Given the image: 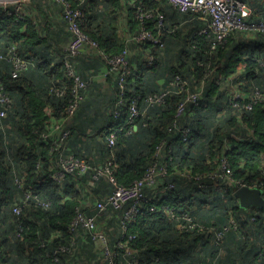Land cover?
<instances>
[{"label": "trees", "instance_id": "obj_1", "mask_svg": "<svg viewBox=\"0 0 264 264\" xmlns=\"http://www.w3.org/2000/svg\"><path fill=\"white\" fill-rule=\"evenodd\" d=\"M66 1L81 12L82 30L108 56L119 54L125 47L124 39L119 36L121 26L127 25L133 32L137 29L138 21L130 2L137 1L145 9L165 14L161 36L164 50L142 47L141 55L152 53L156 60L152 65L139 61L127 78V98L141 99L139 109L144 116L134 120L129 133L128 110L117 122L112 116L115 77L106 79L111 83L113 95L109 99L95 97L96 92L91 95L96 85L90 80L84 101L69 127L68 147L78 158L97 168L113 158L116 183L129 186L142 179L151 165L161 161L162 151L156 156L161 143L166 145L164 155L168 146H172L168 175L157 190L174 182L175 187L165 200L174 205L180 215L188 214L206 227L204 231L180 232L164 215L143 211L122 231L119 220L123 212L107 211L101 216L100 224L108 234L113 264L134 261H137L134 264H212L213 260L217 264H264V209H255L257 217L252 221V209H243L230 191L216 192L208 186L192 194L196 187L187 177L215 169L216 160L230 145L227 157L235 178L253 182L261 177L264 168L261 158L264 155V32L254 28L234 30L224 42L217 43L213 34L199 33L205 23L197 15L180 14L165 0ZM245 2L252 8L248 23L255 24L263 14L261 6L258 0ZM167 15L173 23L180 16L194 17L200 23L189 33L181 34L167 27ZM152 24L150 27L155 30ZM44 43L47 39L40 36L31 17L17 21L0 10V53L14 45L18 55L29 62L28 68L13 79L11 63L0 61V81L12 100L8 116L3 120L5 129L0 130V264H97L99 255L89 236L80 231L72 245L68 226L78 207L88 216L94 214L95 200L110 194L113 185L104 178L92 180L91 173L81 178L68 176L61 184L49 178L54 170L55 154L50 152L42 134L65 112L70 82L66 78L63 57L58 59L48 52L36 54ZM82 56L77 58L84 62ZM94 58L105 71L102 59ZM75 66L84 78L79 65ZM176 75L188 81L190 89L204 86L201 105L178 124L180 129L191 126L186 137L173 128L181 94L173 92L162 106L150 107L144 102L148 95L166 88ZM231 79L237 84L229 82ZM239 82H242L239 87L242 92L249 94L257 89L263 97L251 112L242 116H237L227 104L228 88ZM62 87L66 88V95L56 96L55 91ZM112 103L110 109L107 105ZM240 128L244 132L246 128L252 129L254 135L240 140L237 137ZM114 129V145L109 148L107 138ZM12 169L23 179V189L14 184ZM24 189L48 203V208L43 209L31 198L21 215H15L13 204ZM88 198L93 202L90 206L86 204ZM232 220L238 222L237 228L226 232L221 241L208 228L215 226L221 230ZM129 237L133 239L128 241ZM79 241L82 249L88 244L86 252H95L94 258H84L85 251L81 248L79 254L69 256ZM62 246L67 250L59 251ZM55 251H58L57 260L53 257Z\"/></svg>", "mask_w": 264, "mask_h": 264}, {"label": "built area", "instance_id": "obj_2", "mask_svg": "<svg viewBox=\"0 0 264 264\" xmlns=\"http://www.w3.org/2000/svg\"><path fill=\"white\" fill-rule=\"evenodd\" d=\"M63 7V20L66 23L67 31L70 34V40L62 52L63 67L65 70L67 81L70 82L68 87L69 100L65 112L61 117L51 122L50 127L42 134L43 140L49 144L50 152L55 154L54 170L49 174V178L57 184H61L68 176L77 178L84 177L87 173L92 174V180L104 178L113 185V191L104 196L100 200H95L93 208L95 213L88 216L81 208L75 209V216L68 226V232L71 235V244L74 245L78 234L82 231L88 235L94 243L96 254L100 255L107 264H113V255L109 248L108 234L101 229L100 218L107 211H122L123 216L119 220V225L122 231H125L127 225L133 222L137 215L143 211L150 213H160L172 221L178 231H204L206 227L203 224L196 223L188 214L180 215L165 198L174 187V182H168L163 188L157 190V186L168 175L169 162L172 161L171 148L168 146L167 153L164 155L166 145L161 143L157 147L156 156H160L162 151V159L159 163L151 165L143 178L132 183L129 186H122L115 181L114 168L116 167L113 158H108L102 168L91 166L90 163L78 158L71 152L68 147V139L70 137V124L79 107L84 101L86 91L89 89L90 80L84 79L76 70L74 61L77 57L84 55L87 51L93 57H99L105 64V71L102 78L115 77L116 93L115 102L112 108V116L114 120L119 121L124 111L128 110L130 119L126 123L129 128V133L134 127V120L144 116V113L139 109V97L131 99L127 98L128 89H126L127 78L131 71L130 58L131 53L128 47L133 44L139 47L151 46L160 51L164 50V42L161 39L162 29L165 24V14L160 10L145 9L137 1L130 2L131 7L135 11L138 26L136 31L126 38V46L123 50L113 56L105 54L98 46V43L89 37L80 26L81 12L73 9L66 0H52ZM173 9L180 14H195L200 20L204 21L203 28L199 31L200 34H213L217 43L225 41L226 37L234 30L254 28L264 32V0H258L263 14L255 24H249L248 20L252 15V8L244 0H165ZM31 0H0V10L4 11L7 16H13L17 21L25 20L30 17L28 5ZM139 2V1H138ZM150 23L155 27L153 30ZM6 60L11 63V77L17 78L21 72L28 68L29 62L20 57L14 45L9 46L7 51L0 53V61ZM156 58L150 53L146 56L147 65L154 64ZM231 85L229 88V96L227 104L232 108L237 116H242L244 113L251 112L254 105L260 102L263 97L260 92L255 89L249 94L242 92L239 87ZM204 86L200 85L196 89H190L188 81H183L179 75H176L169 85L159 92L148 95L144 98V102L150 106H162L173 92L181 94L182 98L177 104L175 111L176 120L173 123V128L179 130L183 137H186L192 129L190 125L180 129L179 122L183 121L187 114L191 113L201 105L203 100ZM56 96L63 97L66 95V88L62 87L55 91ZM12 105L11 98L4 92L3 84L0 81V130H4L3 120L8 116V111ZM242 127V125H240ZM114 133L107 138V146L112 148L114 145ZM243 136L238 135L240 140L252 138L254 132L252 129H247ZM163 147V150H162ZM232 146H228L226 152H223L221 157L216 160L217 167L206 172H196L188 174V180L195 186V190L191 193H196L197 190H204L211 186L216 192H234L240 188L246 187L249 189H258L261 191L264 198V168L261 170V177L253 182L244 179H236L234 172L230 166L227 157V152ZM264 160V155L261 156ZM13 181L14 184L23 189L24 181L19 178L14 169ZM174 175H180L179 172H173ZM184 176V175H183ZM33 198L36 204L43 209L48 208V203L37 198L28 189H24L13 204L12 212L19 216L28 201ZM158 202V204H156ZM92 202L88 201L89 206ZM252 209L251 220L255 221L257 217V208ZM238 226L236 220H232L225 225L221 230H217L215 226L208 227L213 231L218 241L222 240L223 235L235 230ZM20 229L19 234L22 233ZM133 237H129L131 241ZM66 247L62 246L59 251L64 252ZM57 253H53L54 260H57ZM131 255V254H130ZM137 261L129 262L134 264Z\"/></svg>", "mask_w": 264, "mask_h": 264}, {"label": "crops", "instance_id": "obj_3", "mask_svg": "<svg viewBox=\"0 0 264 264\" xmlns=\"http://www.w3.org/2000/svg\"><path fill=\"white\" fill-rule=\"evenodd\" d=\"M27 7H28L27 8L28 11H30V17L33 19L36 27L39 29L40 36L47 39V43H44L40 47V50L36 52V54L39 56L41 54H44V52H48L53 57L61 59L62 58L61 52L64 51L65 46L70 40V34L67 31L66 23L63 20V16H62V13H63L62 5L55 3L52 0H31L30 4ZM167 20H168L166 23L167 27L171 28V30H174V29H176L177 31L179 30L181 34L189 33L190 30H192L194 27H196L200 23L194 17L182 18L180 16L173 23L169 21V18L167 15ZM128 28L129 27L127 25L120 27L121 32L119 36L124 39L125 46H126V38L129 35H131V33L133 32V31H129ZM128 47L131 52V58H130L131 68L134 69V67H137V64L139 61L146 60L147 55L145 54L141 55V52L143 50L142 47H139L133 44H129ZM32 55L34 56V54ZM82 57H83L84 62H82L81 58H77L75 59L74 64L76 63L75 65H79L84 78L91 80V82L96 85V88L94 87L92 88L91 95H93V93L96 92L97 95L95 97H98L99 95V97H106L108 99L113 98L111 87H110L111 83H108L106 79L102 78V74L104 72L103 65L97 64L96 62L98 61L95 60L96 58L91 56L90 52L88 51ZM93 60L96 62H94ZM229 82H231L232 84H237V82H235L233 79H231ZM160 83H161L160 85L162 86L163 80H161ZM224 90H226V88H224ZM222 102L224 103V99H222ZM216 103H219V102H216ZM107 106L111 109L113 106V103L108 104ZM87 200L92 202V199L90 198H88ZM80 243L81 241L78 242V247L74 250V253L69 256H73L74 254H79L80 248H81V250L85 251V254L82 251L84 258L85 256L87 257L90 256L91 258H94L95 252L94 253H92L91 251L86 252L88 244L86 246H83V249H82V246ZM72 264H75V263H72ZM212 264H217V263L213 260Z\"/></svg>", "mask_w": 264, "mask_h": 264}, {"label": "water", "instance_id": "obj_4", "mask_svg": "<svg viewBox=\"0 0 264 264\" xmlns=\"http://www.w3.org/2000/svg\"><path fill=\"white\" fill-rule=\"evenodd\" d=\"M234 197L243 209H264V198L258 189L243 187L234 192Z\"/></svg>", "mask_w": 264, "mask_h": 264}, {"label": "rangeland", "instance_id": "obj_5", "mask_svg": "<svg viewBox=\"0 0 264 264\" xmlns=\"http://www.w3.org/2000/svg\"><path fill=\"white\" fill-rule=\"evenodd\" d=\"M245 1H248V0H245ZM241 131L238 133V135L240 136H243L245 133H244V130L242 128H240ZM106 262L103 260V258H101V256L99 255V259H98V264H105Z\"/></svg>", "mask_w": 264, "mask_h": 264}]
</instances>
